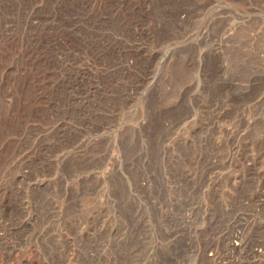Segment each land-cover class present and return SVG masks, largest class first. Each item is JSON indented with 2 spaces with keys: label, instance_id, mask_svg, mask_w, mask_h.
<instances>
[{
  "label": "rangeland",
  "instance_id": "1",
  "mask_svg": "<svg viewBox=\"0 0 264 264\" xmlns=\"http://www.w3.org/2000/svg\"><path fill=\"white\" fill-rule=\"evenodd\" d=\"M0 264H264V0H0Z\"/></svg>",
  "mask_w": 264,
  "mask_h": 264
}]
</instances>
